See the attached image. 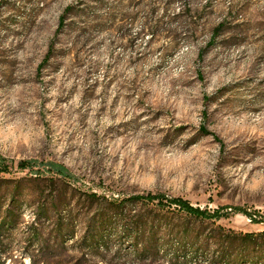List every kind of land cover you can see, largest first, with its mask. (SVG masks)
Listing matches in <instances>:
<instances>
[{
  "label": "rangeland",
  "instance_id": "374dc122",
  "mask_svg": "<svg viewBox=\"0 0 264 264\" xmlns=\"http://www.w3.org/2000/svg\"><path fill=\"white\" fill-rule=\"evenodd\" d=\"M147 193L216 216L114 206ZM8 215L0 264L45 260L34 238L57 232L41 264H220L215 226L263 232L264 0H0ZM94 221L106 246L83 250Z\"/></svg>",
  "mask_w": 264,
  "mask_h": 264
},
{
  "label": "trees",
  "instance_id": "16d2710c",
  "mask_svg": "<svg viewBox=\"0 0 264 264\" xmlns=\"http://www.w3.org/2000/svg\"><path fill=\"white\" fill-rule=\"evenodd\" d=\"M73 9V6L67 7L65 10V13L61 17L60 20V28L56 34L60 33L61 29L64 27L67 19V15L70 13V11ZM53 51V46L50 49L48 55L45 58V62H47L51 57V52ZM141 201L147 206H153L158 207L161 210H165L168 212H177V213H184L188 216L198 218L200 220H206L211 219L216 216V214H210L207 210L201 209L200 207H195L191 204L189 200H186L182 197H174L168 199L163 194H153V193H147V194H140V195H134L130 196L129 198L123 199L121 201L114 200V206L115 207H121L125 206L127 202H138ZM99 221V220H98ZM102 224L104 222V218L101 219ZM4 224L0 227L3 229L5 227V224H12L13 221L10 219V216L8 215L6 218H4ZM94 226L89 227V231L85 235V237L82 240V243L80 244V247L83 250L86 249H96L100 250L102 247L106 246L107 241L105 238L107 237L105 234H103L102 226L98 225L97 221H94ZM91 225V224H90ZM133 226V224H131ZM138 227V230L129 233L128 235L131 237L133 236V242L138 243L139 240L144 238H151L150 235H147V232H142V224L137 222L135 225ZM62 231V229H60ZM214 232H216V235L212 236L211 242L218 243L219 244V250L218 253L219 256V263L220 264H264V231L259 233L254 232H238L231 228H225L223 226H215ZM193 233V228L190 225H187L183 229L180 230L178 243L182 246L178 250V254L181 255V253H185V249L188 248V242L187 238L191 237ZM202 236L201 233H198V238L200 239ZM60 235L57 232V235L54 236V240H49L48 238L45 240H41L42 238L37 235L34 240L38 239L40 250L42 251V254L44 255L45 260H41L36 258L35 256L31 257V264H41L42 262L45 263L46 259H49L51 255V251L56 250L60 248L61 246H64V243L62 240L59 239ZM61 241V242H60ZM53 242V243H52ZM238 252V253H237ZM237 253V256L234 258L233 256ZM184 256V254H183ZM212 262H218L217 260H213ZM47 263V261H46ZM2 264H5V261H3Z\"/></svg>",
  "mask_w": 264,
  "mask_h": 264
}]
</instances>
